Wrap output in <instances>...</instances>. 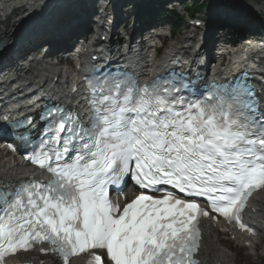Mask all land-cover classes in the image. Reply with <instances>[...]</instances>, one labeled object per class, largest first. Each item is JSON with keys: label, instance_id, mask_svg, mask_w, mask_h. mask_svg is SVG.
Instances as JSON below:
<instances>
[{"label": "snow or ice", "instance_id": "6c2138e0", "mask_svg": "<svg viewBox=\"0 0 264 264\" xmlns=\"http://www.w3.org/2000/svg\"><path fill=\"white\" fill-rule=\"evenodd\" d=\"M116 71L85 78L83 118L54 104L37 137L33 116L0 125L49 174L0 187V256L48 244L62 264H193L198 215L247 227L243 201L264 188V96L246 74L198 85L175 70L143 83Z\"/></svg>", "mask_w": 264, "mask_h": 264}, {"label": "bare ground", "instance_id": "6f19581e", "mask_svg": "<svg viewBox=\"0 0 264 264\" xmlns=\"http://www.w3.org/2000/svg\"><path fill=\"white\" fill-rule=\"evenodd\" d=\"M61 1L63 0H0V37H3L7 44H11L13 34H16L21 28L31 27L36 29L39 24L45 20L44 17L47 11L51 8H55ZM18 6H22V8L14 10L12 15L7 13L12 8ZM3 15H5L4 18ZM157 32L164 34L163 29H157ZM187 42V39L184 38L182 41L179 40L175 43L169 44L168 50L169 52H173L179 44H185ZM236 60L239 62H245L243 56H241V58L239 57V59H234L233 61L235 62ZM222 66L223 64L220 65L219 69H223ZM255 66L259 69V64H255ZM49 71L57 73L58 76H62L64 81H76L74 72L65 66L54 68V70L45 65L35 66L30 68L26 73L29 74H27L28 79L35 80L44 85L46 84V86L52 88L47 75ZM35 85L36 83H34V86ZM57 93L60 96H65L62 92V87L57 90ZM21 169L22 168L19 167L17 163H14L10 157L3 156L0 158V179L4 178L11 181L14 175L21 172ZM253 208H255L253 215L258 220L264 221V194H259L256 197ZM216 236L213 229L205 224L203 228L201 264H235V260L229 254V250H227L225 246H223V243H221L223 241L219 242L218 239H216ZM261 240V243L257 244L256 242L252 248L248 249L249 252H252L247 256V259L251 258L252 255H255L253 251L254 248L260 246L259 249L264 250V237L261 238ZM31 259L32 258H29V260ZM37 263L38 259H34V264ZM44 264H54V262L51 260H45Z\"/></svg>", "mask_w": 264, "mask_h": 264}, {"label": "rangeland", "instance_id": "374dc122", "mask_svg": "<svg viewBox=\"0 0 264 264\" xmlns=\"http://www.w3.org/2000/svg\"><path fill=\"white\" fill-rule=\"evenodd\" d=\"M188 3H190L189 1H188ZM264 3V1H262V4ZM261 4V5H262ZM17 34V33H16ZM15 34V36H16V38H17V35ZM183 36H185L182 32H180L179 34H178V37H183ZM12 42V41H11ZM264 242V241H263ZM221 243H223V246H225V248L227 249V246H229L228 245V243H226V242H221ZM224 244H226V245H224ZM264 245V244H263ZM259 248V247H258ZM228 250V249H227ZM230 254H232L233 256H234V254L236 255V259L237 260H235V264H264V255H262V251L261 250H258L257 251V255L256 256H254V255H252V257L251 258H248L247 259V256L245 255L246 253H245V251L244 250H237L236 248H234L232 251H231V253ZM231 255V256H232ZM259 255H261V256H259ZM253 256H254V258H253ZM261 257V258H260Z\"/></svg>", "mask_w": 264, "mask_h": 264}]
</instances>
